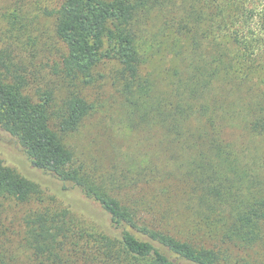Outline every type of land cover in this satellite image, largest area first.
<instances>
[{
	"label": "trees",
	"instance_id": "16d2710c",
	"mask_svg": "<svg viewBox=\"0 0 264 264\" xmlns=\"http://www.w3.org/2000/svg\"><path fill=\"white\" fill-rule=\"evenodd\" d=\"M0 2V129L109 217L0 158V264H264V0ZM94 112L106 162L73 141Z\"/></svg>",
	"mask_w": 264,
	"mask_h": 264
},
{
	"label": "rangeland",
	"instance_id": "374dc122",
	"mask_svg": "<svg viewBox=\"0 0 264 264\" xmlns=\"http://www.w3.org/2000/svg\"><path fill=\"white\" fill-rule=\"evenodd\" d=\"M258 10L264 11V7L257 4ZM258 20L259 18L255 17L252 21L253 29L256 31L261 26ZM97 95L98 93L95 89L91 88L89 98L94 99ZM107 95L108 91L100 94L102 98ZM102 98L99 100L100 102H108V98ZM110 124L111 122L108 121L106 116L101 115L99 112H94L87 119L80 131L74 135L73 141L78 152L99 162H106L110 156L111 138L107 129ZM0 158L6 165L15 168L21 174L38 182L45 192L46 199H48L47 196H52L58 205L69 207L83 217L101 225L109 224L108 215L97 202L86 197L79 189L71 185H67L64 188L60 181L34 167L14 139L2 129H0ZM21 213L19 205H12L11 210L8 212V219L12 225L11 228L17 229ZM173 220H175V229H183L184 231L187 229L188 226L183 224L184 222L180 214L174 216ZM183 262L184 264H193L190 261Z\"/></svg>",
	"mask_w": 264,
	"mask_h": 264
}]
</instances>
